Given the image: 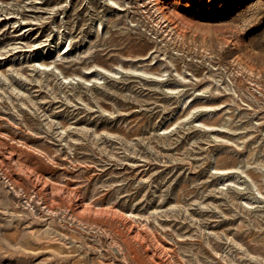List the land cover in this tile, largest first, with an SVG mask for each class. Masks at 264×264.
<instances>
[{"label":"rangeland","instance_id":"obj_1","mask_svg":"<svg viewBox=\"0 0 264 264\" xmlns=\"http://www.w3.org/2000/svg\"><path fill=\"white\" fill-rule=\"evenodd\" d=\"M0 264H264V0H0Z\"/></svg>","mask_w":264,"mask_h":264},{"label":"bare ground","instance_id":"obj_2","mask_svg":"<svg viewBox=\"0 0 264 264\" xmlns=\"http://www.w3.org/2000/svg\"><path fill=\"white\" fill-rule=\"evenodd\" d=\"M135 238V237H134Z\"/></svg>","mask_w":264,"mask_h":264},{"label":"snow or ice","instance_id":"obj_3","mask_svg":"<svg viewBox=\"0 0 264 264\" xmlns=\"http://www.w3.org/2000/svg\"><path fill=\"white\" fill-rule=\"evenodd\" d=\"M211 6V5H210Z\"/></svg>","mask_w":264,"mask_h":264}]
</instances>
